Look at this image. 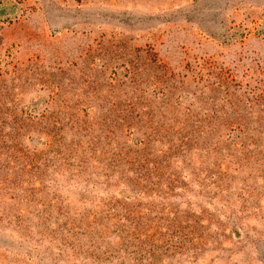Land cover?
I'll return each instance as SVG.
<instances>
[{
    "label": "rangeland",
    "instance_id": "obj_1",
    "mask_svg": "<svg viewBox=\"0 0 264 264\" xmlns=\"http://www.w3.org/2000/svg\"><path fill=\"white\" fill-rule=\"evenodd\" d=\"M0 264H264V0H0Z\"/></svg>",
    "mask_w": 264,
    "mask_h": 264
}]
</instances>
